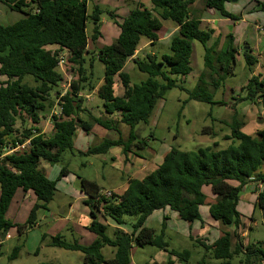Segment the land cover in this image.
I'll return each instance as SVG.
<instances>
[{
    "label": "trees",
    "instance_id": "1",
    "mask_svg": "<svg viewBox=\"0 0 264 264\" xmlns=\"http://www.w3.org/2000/svg\"><path fill=\"white\" fill-rule=\"evenodd\" d=\"M232 1L205 0V5L207 10L236 21L240 18L226 9V4ZM90 2L0 0L10 10L23 15L13 24L0 25V74L8 78L0 83V241L13 228L19 234L32 229L38 223L39 211L49 210L48 205L56 195L60 178L50 179L40 169V162L59 163L64 152L74 149L79 127L89 134L92 127L98 125L120 135L117 140L105 138L85 154H105L113 147H122L127 159L132 152L130 147L137 144L139 149H144L146 143L137 140L135 127L149 123L159 100L167 90L177 86V81L169 74L186 77L193 71L195 41L204 46L205 67L217 78L212 83L200 78L199 89L191 93L190 98L214 105L225 104L214 101L213 88H218L220 82L233 72L240 50L232 33L227 34L223 44L221 36L210 44L215 31L205 27L203 18L192 9L197 0H149L151 7L138 1L121 21L116 15L112 17L120 29L117 38L111 44L93 50L89 49L90 40L96 45L103 36L101 29L105 10L100 4H93L90 12ZM261 10L264 11V3H261ZM163 20H171L177 26V32L170 41L171 53L161 57L148 53L143 58L134 57L143 38L152 45L160 40ZM89 21L94 25L91 37L87 34ZM51 46L57 49H48ZM64 51L68 52L66 66L72 67L76 79L72 81V89L62 95L59 88L64 76L59 70V56ZM242 51L247 65L253 69L258 62L257 57L249 47H242ZM97 60L105 67L98 87L92 81L96 74L93 62ZM129 60H133L141 72L148 74L145 81L133 83L131 75L125 71ZM88 61L90 74L86 67ZM165 65L169 67L168 71L164 70ZM27 78H32L33 83L26 82ZM117 78L122 83L120 94L115 91ZM243 90L245 97L242 101L259 104L264 110L262 74L252 75ZM85 91L97 92L102 101L101 115H95L87 107L83 97ZM57 103L62 114L51 117L52 131L46 135L39 126L44 114ZM29 122L31 127H27ZM18 123L22 129L17 127ZM123 125L130 128L126 141L122 137ZM229 126L230 135L225 139L232 143L226 149L206 147L197 151H181L171 147L156 170L143 179L130 180L122 194L112 191V196L105 198L96 182L80 177V189L87 196L84 202L93 207L88 229L97 238L90 245H82L70 243L58 234L52 238V246L83 253L84 264H132L135 245L156 246L186 261L190 257L189 251H170L164 240L166 217L161 235H156L155 230L147 226V221L154 212L169 209L188 223H204L201 207L206 205L208 196L204 188L208 186L215 196L209 214L220 224L223 234L212 245L203 241L199 243L212 252L214 259L224 264L241 255L244 258L240 263L264 264V241H250L244 245L237 234L243 225L238 205L245 186L251 181L261 185L254 189L258 194L255 208L262 212L264 220V173L259 172L264 166V130L254 135L243 132L246 123L236 108ZM205 132L215 135L210 127L205 128ZM28 140L30 144L25 149L9 153ZM69 174L70 170L63 167L59 177ZM19 190L33 192L36 197L23 224L7 218ZM99 214L116 223L115 238L107 235L108 226L99 221ZM125 217L134 219L130 232L121 228L126 224ZM229 227H235L234 232L228 231ZM106 246L115 249L110 259L102 253ZM21 250L22 245L16 246L8 259L18 258Z\"/></svg>",
    "mask_w": 264,
    "mask_h": 264
},
{
    "label": "rangeland",
    "instance_id": "2",
    "mask_svg": "<svg viewBox=\"0 0 264 264\" xmlns=\"http://www.w3.org/2000/svg\"><path fill=\"white\" fill-rule=\"evenodd\" d=\"M138 1L144 4L146 2L147 6L151 7L149 0H91L89 11H92L93 4H100L101 8L105 10V14L102 17L101 31L103 36L99 38L96 45H93L90 40L89 49H98L111 44L120 32L119 27L114 22L115 19L113 20L112 17L116 15L118 17L116 19L121 21V18L127 15ZM261 3H264V0H237L227 3L226 9L240 18L234 21L223 18L214 10H207L205 0H197L192 9L198 16L204 18L203 25L205 27L212 28L215 31L210 44L218 36L222 37L223 44L226 41L227 34L232 33L235 35L236 44L239 45L241 51L236 57L233 72L228 75L225 81L220 82L218 88H213L214 101H223L225 104L214 105L190 98L191 93L198 91L200 78H203L207 83H212L217 78L205 67L204 46L195 41L191 64L193 71L186 77L169 74L171 78L177 81V86L167 90L163 99L159 100L149 123H140L135 127L137 140L145 142L146 146L144 149H139L137 144L130 147L133 153L142 154L149 159L152 153L162 155L171 147H176L181 151H197L206 147H213L218 150L226 149L232 143L230 140H226L225 136L230 135L229 125L232 121L234 108L245 116L247 122L245 133L254 135L256 132L264 130L263 108L259 104L241 100L245 97L243 87L252 75L262 74L264 79V11L261 10ZM22 16L21 13L12 11L0 3V25L13 24ZM163 25L160 40L154 45L146 38L142 39L137 57L143 58L147 53L159 57L171 53L170 41L177 32V26L171 20H163ZM93 28L94 25L89 21L87 26L89 37L92 36ZM244 46L251 48L253 55L257 57L258 62L253 66V69L247 65L242 53V47ZM93 63L96 74L92 81L98 87L101 84L100 77H104L105 67L98 60ZM89 65L90 62L88 61L86 63L88 74L91 71ZM59 70L67 80L71 79L73 81L76 79V74L71 66H66L64 69L59 68ZM164 70L168 71L169 67L165 65ZM125 71L131 75L133 83H140L148 78V74L141 72L133 60L127 62ZM158 79L161 83H164L161 78ZM7 80L6 76L0 74V83ZM26 82L32 84V78H27ZM59 91H63V85H61ZM115 91L116 94L122 93V83L119 78H117ZM83 97L87 107H90L95 115H101L103 110L102 101L98 98L97 92L85 91ZM54 108L55 106L44 114L39 126L40 130L46 135H50L52 131L51 116ZM31 125L32 123L29 122L27 127H31ZM17 127L22 129L20 123ZM207 127H210L215 135L210 132L206 133L205 128ZM79 130V133L75 136L74 149L64 152L59 163L52 165L45 160L40 162V169L50 179L60 178L56 195L48 205L49 210L39 211L38 226L28 230L26 234L21 235V238L8 239L0 248L2 254L0 264H84L83 253L54 247L51 244L52 238L58 234L70 243L78 242L82 245L90 244L89 235L97 238L94 233L89 232L80 223L82 220L85 221L90 218V210L93 207L86 205L84 200L79 198L80 194H84L80 189L79 178L94 181L103 191H108L127 184L129 173L124 167L125 154L122 147H115L105 154H85L90 147L100 144L105 138L117 140L120 137L118 133L94 125L91 130L92 134L85 137L82 135L83 132L80 127ZM129 133L130 128L123 125L122 137L125 141L128 139ZM41 165H43V168ZM63 167H67L70 174L59 177ZM84 195L86 196V194ZM18 204L17 201L12 203L11 208H9L10 211L8 210L9 213L7 212V218L15 220L13 213L17 211ZM72 204L74 207H71ZM243 204L244 202L241 203V205ZM63 210H66L65 215L62 214ZM71 210L74 212L73 215V212H70ZM85 211L88 213L85 214ZM202 211L204 215H208L205 208ZM65 216L68 217V220L55 228V219ZM249 216H252V213ZM262 216V212L257 209L251 235L264 241V220L262 222ZM124 220L126 222L124 225L125 230H130L134 219L125 217ZM99 221L103 223L100 218ZM188 225V222L178 220L169 225L164 235V240L168 243L170 251L190 252V257L186 261H182L156 246L135 245V250L132 251V262L134 264H224L223 261L214 259L212 252L199 243L203 241L207 245L213 244L214 236L219 231L217 229L212 230L214 235L212 238L206 239L207 241L202 237L194 240L188 235ZM115 226L107 227V235L110 238H115V231L117 230ZM147 226L154 229L156 235H161L164 231L163 220H157L156 216L148 221ZM242 241L246 245L243 239ZM19 244H24L19 257L12 261L9 260L8 258L13 253V249ZM37 249L39 250L38 253H36ZM112 250L114 248L110 246L103 249L102 253L106 259L113 257ZM243 258L244 255H241V257L236 256L229 264H244L240 263Z\"/></svg>",
    "mask_w": 264,
    "mask_h": 264
},
{
    "label": "crops",
    "instance_id": "3",
    "mask_svg": "<svg viewBox=\"0 0 264 264\" xmlns=\"http://www.w3.org/2000/svg\"><path fill=\"white\" fill-rule=\"evenodd\" d=\"M145 4L147 5L146 2H145ZM203 21H204V18H203ZM176 31H177V28H176ZM236 43H237V39H236ZM148 44H150V43H148ZM237 46H239V45H237ZM53 48L57 49L56 46L48 47V49H53ZM239 50H240V48H239ZM134 57H137V53H136V55ZM240 115H241V117L244 118V121H245L246 126H247V122L245 120V116H243L242 114H240ZM246 126L243 128V132L245 131ZM79 131L80 130L78 129L77 133H79ZM82 132H83L82 135L85 136V137H88L89 135L92 134L91 133L92 131L89 134H86L83 130H82ZM247 134L251 135V133H247ZM113 148H115V147H113ZM113 148H111V149H113ZM169 151L170 150H168L167 152H164L162 155L155 154V153L153 154L152 153L151 158H149V159L145 158L142 154L133 153V151L130 152L129 155H128V158L126 159V157H125V159L123 161L124 167L129 173L128 174L129 175L128 183L125 184V185H122L120 188H118L120 190L112 189V190H108V191H113L114 193L122 194L128 188L130 180H132V179H143L146 175H148L152 171L156 170L158 168V166L163 162L165 155ZM41 166L43 168V165H41ZM262 171H264V166L261 167L259 172H262ZM262 173H264V172H262ZM233 184L234 185H238V183H236V182H233ZM255 187L260 188L261 185L260 184L256 185L255 183H253V181H251L248 185L245 186V188L243 190V193H242V196H241L240 203L238 205V209L243 215L242 216V222H243L242 224L243 225L240 227V229H238L237 234L244 240V242L246 244H248L250 241H252V242H254V241H262V240H259V239L255 238V237H253L251 235V233H252L251 231H252L253 226L255 224V222H253V221H255L254 219H255V215H256V211H257V209L255 208V203L257 201V195L258 194L254 190ZM204 192L208 196L207 201H206V205L201 207V213H202V216H203V219H204V223H202L200 221H196L194 223H189V225H188L189 226L188 227L189 228L188 235H189V237H192V239H194V240H196L198 237H200V238L202 237V238L205 239V241H207L208 239L212 238V236L214 235L212 230H216L217 229L219 231V233L214 236V238L217 240L219 237L222 236L223 233L221 231L220 224L218 222L214 221L211 218L210 214H209V207H210V204L215 202V196L211 192V187H208V186L205 187L204 188ZM79 198L82 199V200H85V199H87V196H85L84 194L83 195L80 194ZM16 201L19 204H18V207H17V211L15 213H13V217H15L14 218L15 220H11L10 218H8V219L13 221V222H15V223H22L23 224V223H25L27 221V219H28V217L30 215L31 209H32L33 205L36 202V197L33 194V192L25 193L24 191L19 190L17 192V194L15 195L14 200H13L12 203H14ZM242 202H244L243 205H241ZM245 203H248V204H245ZM11 206H12V204H11ZM71 207H74L73 204L71 205ZM203 208L206 209V213L208 215H204L203 214V211H202ZM70 209H72V208H70ZM9 211H10V209H9ZM70 212L72 213L73 211L71 210ZM65 213H66V210H63L62 214L65 215ZM84 213L87 214L88 212L85 211ZM250 213H252V216H249ZM73 214H74V212L72 213V215ZM20 215H22V216L20 217ZM154 216H156V219L157 220L159 219L160 221L161 220L164 221V218L166 217V220H165V223H166L165 231H167L166 229H168L169 225H172V224H174V222H177L178 220H181L177 213L172 212L169 209L159 210V211L154 212L149 217L148 221L151 220ZM99 218L103 221V223L108 224V226H115L116 225V223L114 221H112L111 219H104L102 214H99ZM250 218H252V219H250ZM262 218H263V216H262ZM67 220H68L67 216L55 219V224H56L55 228L57 226H59V224H61L62 222H65ZM148 221H147V224H148ZM182 221H184V220H182ZM184 222H186V221H184ZM262 222H263V219H262ZM80 223H82V226L84 228L89 230L88 226L91 223V219L89 218V219H87L85 221L82 220ZM38 225H39V223H37L36 226H38ZM35 227H33V228H35ZM115 227L118 228L117 225ZM121 228L125 232H130L129 230H125L124 227H121ZM227 230L230 231V232H234L235 227H229ZM27 232H25V234ZM89 232H91V231H89ZM23 234H19L16 231V229L13 228L12 230H10L8 236H6V238L0 244V248L5 244V242L8 239L12 240L14 238H19V237L21 238V235H23ZM89 237H90V240H91V242H90V244H91L96 239V237H94L93 235H89ZM215 239H214V242L216 241ZM90 244H88V245H90ZM19 245H22V248H24V244H19ZM134 250H135V248L132 249V251H134ZM38 252H39V250L37 249L36 253H38ZM0 253H1V249H0ZM112 254L114 256L115 249L112 250ZM83 258H84V256H83ZM132 264H134V263L132 262Z\"/></svg>",
    "mask_w": 264,
    "mask_h": 264
},
{
    "label": "built area",
    "instance_id": "4",
    "mask_svg": "<svg viewBox=\"0 0 264 264\" xmlns=\"http://www.w3.org/2000/svg\"><path fill=\"white\" fill-rule=\"evenodd\" d=\"M67 56H68L67 51H64L60 54V56H59V68L64 69L66 67ZM62 85H63L62 95H65L68 91H70L72 89V80L71 79L67 80L64 77V82ZM61 110H62L61 106L57 103L55 105V108L53 109L52 116H60L62 114ZM29 144H30V141L28 140L23 145H19L14 149L9 150V153H12L14 151H18L20 149H25ZM112 194H113L112 191H102V193H101V195L104 196L105 198L111 197ZM2 241L3 240L0 241V244L2 243Z\"/></svg>",
    "mask_w": 264,
    "mask_h": 264
},
{
    "label": "water",
    "instance_id": "5",
    "mask_svg": "<svg viewBox=\"0 0 264 264\" xmlns=\"http://www.w3.org/2000/svg\"><path fill=\"white\" fill-rule=\"evenodd\" d=\"M233 1H237V0H233Z\"/></svg>",
    "mask_w": 264,
    "mask_h": 264
}]
</instances>
